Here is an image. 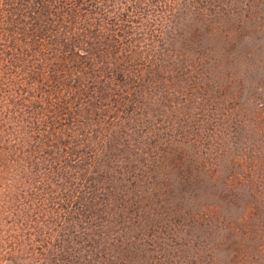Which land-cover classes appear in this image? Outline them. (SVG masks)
<instances>
[{
  "label": "rangeland",
  "instance_id": "obj_1",
  "mask_svg": "<svg viewBox=\"0 0 264 264\" xmlns=\"http://www.w3.org/2000/svg\"><path fill=\"white\" fill-rule=\"evenodd\" d=\"M135 5L99 67L122 98L91 77L59 134L89 138L77 162L44 165L42 105L0 74V264H264V0Z\"/></svg>",
  "mask_w": 264,
  "mask_h": 264
},
{
  "label": "trees",
  "instance_id": "obj_2",
  "mask_svg": "<svg viewBox=\"0 0 264 264\" xmlns=\"http://www.w3.org/2000/svg\"><path fill=\"white\" fill-rule=\"evenodd\" d=\"M135 1L0 0V74L16 80L21 110L29 114L33 98L42 105V114L31 122L41 124L36 130L47 137L45 166L62 169L66 159L75 163L82 158L89 138L65 133L64 140L59 134L73 127L74 110L88 103L91 77L109 85L101 99L122 98L117 72L108 68L101 74L99 67L133 52L139 18ZM95 56L94 65L90 60ZM115 118L109 110L101 113V119Z\"/></svg>",
  "mask_w": 264,
  "mask_h": 264
}]
</instances>
